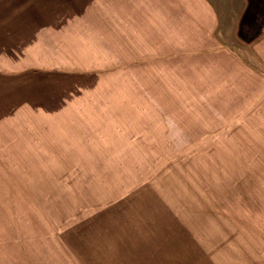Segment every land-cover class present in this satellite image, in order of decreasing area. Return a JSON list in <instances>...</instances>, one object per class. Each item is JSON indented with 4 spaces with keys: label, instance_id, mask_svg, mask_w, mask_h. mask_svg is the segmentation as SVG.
Listing matches in <instances>:
<instances>
[{
    "label": "rangeland",
    "instance_id": "374dc122",
    "mask_svg": "<svg viewBox=\"0 0 264 264\" xmlns=\"http://www.w3.org/2000/svg\"><path fill=\"white\" fill-rule=\"evenodd\" d=\"M0 264H264V0H0Z\"/></svg>",
    "mask_w": 264,
    "mask_h": 264
}]
</instances>
